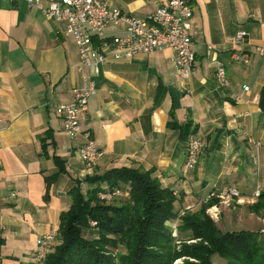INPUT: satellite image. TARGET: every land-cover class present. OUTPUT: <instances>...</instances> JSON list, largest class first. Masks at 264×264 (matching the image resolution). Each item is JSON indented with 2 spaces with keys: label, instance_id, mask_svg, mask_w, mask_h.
Segmentation results:
<instances>
[{
  "label": "crops",
  "instance_id": "crops-1",
  "mask_svg": "<svg viewBox=\"0 0 264 264\" xmlns=\"http://www.w3.org/2000/svg\"><path fill=\"white\" fill-rule=\"evenodd\" d=\"M37 1L47 7L57 0ZM102 1L138 18L166 3ZM188 2L192 18L184 30L194 41L193 75L179 79L170 49L108 57L94 78L96 94L80 115L81 131L103 151L86 169L78 154L83 139L66 134L57 112L88 75L73 37L25 1L0 0V120L8 123L0 131V264H33L39 237L52 233L58 241L59 217L72 205L75 181L86 197L107 186L96 177L120 168L152 172L179 197L178 213L197 212L210 195L232 187L239 198H217L207 214L221 232H254L264 240V214L249 210L258 200L254 192L264 191V55L256 51L264 48V0ZM240 30L248 38L238 46L233 37ZM121 34V27H108L102 39L93 37L94 50L110 56L112 47L101 42ZM238 50L250 57L248 64L232 60ZM218 63L226 87L216 81ZM186 124L202 139L194 169L185 168V140L176 128ZM117 189L121 196L106 204L128 201V186ZM84 230L83 238L90 232ZM212 263L224 261L214 256Z\"/></svg>",
  "mask_w": 264,
  "mask_h": 264
},
{
  "label": "trees",
  "instance_id": "trees-1",
  "mask_svg": "<svg viewBox=\"0 0 264 264\" xmlns=\"http://www.w3.org/2000/svg\"><path fill=\"white\" fill-rule=\"evenodd\" d=\"M264 104V86L260 93V105ZM182 140L190 133L188 124L176 127ZM60 169L55 175L63 173ZM152 172L129 168L114 169L94 181L117 188L128 186V201L122 205H109L97 198L92 190L83 196L80 182L70 189L72 205L59 217L58 241L45 264H171L178 257L186 256L195 261L184 264H213L217 256L224 264H264V240L258 233L239 231L221 232L207 214V209L219 199L211 198L194 213L181 218L180 233L189 232L200 243L183 245L180 252L173 246L166 223L176 218L175 196L162 188L152 178ZM54 177L47 180L51 183ZM249 210L264 214V191ZM260 214V215H261ZM96 223L98 237L86 240L82 230ZM123 248L125 253H118Z\"/></svg>",
  "mask_w": 264,
  "mask_h": 264
},
{
  "label": "built area",
  "instance_id": "built-area-1",
  "mask_svg": "<svg viewBox=\"0 0 264 264\" xmlns=\"http://www.w3.org/2000/svg\"><path fill=\"white\" fill-rule=\"evenodd\" d=\"M20 1V0H11ZM25 1L28 7L35 8L47 19H53L64 26L65 35L73 37L81 66L88 70L82 89H74L70 103L62 105L58 114L63 128L70 137L78 135L83 144L78 150L79 157L86 169H91L103 156V151L95 144L88 132L80 129V115L86 112L89 99L96 94L94 78L109 58L114 60L129 59L135 55H149L164 49L172 51V63L181 80L189 79L194 73L195 52L194 41L184 30V25L192 18V7L188 0H166V3L145 17H134L114 8L102 0H57L43 7L37 0ZM110 26L122 28V34L113 37L109 42L102 40L104 47L110 46V56L98 53L93 48V37L102 39L104 31ZM248 34L237 31L233 37L236 45L246 42ZM257 53L264 55V48H257ZM235 62L249 63L250 57L242 51L231 56ZM215 78L220 86L228 85L225 69L218 63ZM248 90L247 87L244 88ZM8 128L6 121L0 120V131ZM202 139L196 133H190L185 140V168L194 169L198 163ZM260 190H256L253 198H258ZM117 188L104 186L97 192L101 201H110L119 197ZM215 195H210L213 197ZM239 192L226 188L217 197L221 200L239 198ZM95 224V223H94ZM264 233V231H262ZM55 234H45L38 238L33 253V264H45L47 256L56 244Z\"/></svg>",
  "mask_w": 264,
  "mask_h": 264
},
{
  "label": "rangeland",
  "instance_id": "rangeland-1",
  "mask_svg": "<svg viewBox=\"0 0 264 264\" xmlns=\"http://www.w3.org/2000/svg\"><path fill=\"white\" fill-rule=\"evenodd\" d=\"M174 196H175V202H174V205L175 203L179 200V197L177 196V194H175L173 192ZM121 196V194H120ZM119 196V197H120ZM119 197H116V198H113V199H117ZM215 197V196H214ZM98 198V197H97ZM212 197H209V199H211ZM216 198H218L216 196ZM99 199V198H98ZM113 199H111L110 201H112ZM100 200V199H99ZM110 201H101L100 202H103V203H108ZM175 211V210H174ZM207 212V211H206ZM176 213V218L173 219L176 221V223H174V225H171L169 226L168 223H171L172 220L168 221L166 223V227L168 228L169 232H170V235L171 237L173 238V246L175 248V251L176 252H180V250L182 249V246L183 245H195V244H198L200 243V240L199 239H194L190 236L191 233L189 232H183V233H180L179 231V226L181 224V218L186 214V213H192L189 211V209H185V210H182L181 212H175ZM211 218V217H210ZM212 219V218H211ZM95 222H90V232H88V235L85 237V238H92L93 234L94 236L96 235V238L98 237V232H97V229H96V223L94 224ZM85 231V230H84ZM93 234H92V232ZM95 238V239H96ZM88 240V239H86ZM94 240V239H92ZM90 241V240H89ZM58 245H60L59 241L56 242V244L54 245V248H56ZM54 248L52 249V252L54 251ZM119 252L118 253H125V251L123 250V248L119 249L118 250ZM195 260L192 259V258H189V257H186V256H182V257H178L177 259L173 260V262L171 264H184L185 262H194Z\"/></svg>",
  "mask_w": 264,
  "mask_h": 264
}]
</instances>
